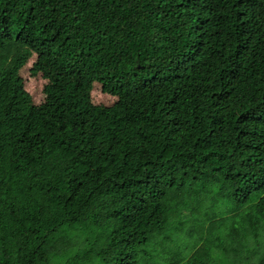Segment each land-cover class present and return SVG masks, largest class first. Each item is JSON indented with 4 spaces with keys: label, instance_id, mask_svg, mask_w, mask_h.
<instances>
[{
    "label": "trees",
    "instance_id": "1",
    "mask_svg": "<svg viewBox=\"0 0 264 264\" xmlns=\"http://www.w3.org/2000/svg\"><path fill=\"white\" fill-rule=\"evenodd\" d=\"M0 264H264V0H0Z\"/></svg>",
    "mask_w": 264,
    "mask_h": 264
}]
</instances>
